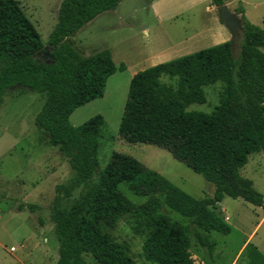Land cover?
<instances>
[{
	"label": "trees",
	"instance_id": "1",
	"mask_svg": "<svg viewBox=\"0 0 264 264\" xmlns=\"http://www.w3.org/2000/svg\"><path fill=\"white\" fill-rule=\"evenodd\" d=\"M121 1L62 0L46 60L40 34L19 2L0 0V106L15 86L45 95L35 125L72 169L70 178L55 186L50 205L59 242L58 264H85L86 253L100 264H136L129 245L103 228L115 227L126 216L134 219L136 228L147 230L144 255L152 264H195L189 228L166 207L191 219L193 237L212 264L217 242L207 233L232 230L219 206L224 197L264 209L263 194L241 172L252 153L264 151V27L250 21L239 4L234 11L242 19L244 36L237 55L226 40L131 77L119 135L167 149L212 182L213 195L199 198L123 152L114 151L101 169L98 149L104 116L95 114L79 125L70 121L77 107L104 95L109 76L118 68L109 48L85 56L71 37ZM125 67L121 63L119 69ZM165 76L176 78V83L165 81ZM218 81L223 88L214 110L187 109L191 103L206 102L204 86ZM122 186L144 200L132 201ZM17 207L32 212L41 208L23 201ZM240 257L243 264H264V253L253 242L244 246Z\"/></svg>",
	"mask_w": 264,
	"mask_h": 264
},
{
	"label": "rangeland",
	"instance_id": "2",
	"mask_svg": "<svg viewBox=\"0 0 264 264\" xmlns=\"http://www.w3.org/2000/svg\"><path fill=\"white\" fill-rule=\"evenodd\" d=\"M17 1L40 34L45 48L43 57L50 60L49 36L57 23L62 0ZM151 1L122 0L98 14L71 37L85 56L109 48L118 68L109 76L104 95L77 107L70 121L79 125L95 114L104 116L103 138L98 149L101 169L111 154L119 151L138 158L195 197L212 196L214 184L167 149L150 143H133L119 135L130 80L136 71L221 43L209 34L212 21L206 0H162L160 5L163 6L158 12L159 19L163 16L161 20L148 12L147 4ZM227 4L233 11L242 4L249 20L264 27V0H229ZM215 12L218 14L216 8ZM241 41L242 38L239 45ZM121 63L126 65L123 70L119 69ZM163 79L176 83V78L165 76ZM222 88L220 81L204 86L206 102L191 103L187 109L214 110ZM21 89V86L10 88L0 106V264H58L59 242L50 217V205L55 186L67 181L72 169L64 154L51 145L47 135L35 125V116L45 95ZM241 172L253 180L264 196V151L252 153ZM122 189L132 201L144 200L126 186ZM21 201L39 204L41 208L34 212L18 210ZM221 206L229 215L223 213L232 230L229 234L207 233L217 242L212 264H243L240 249L249 237V242L260 245L264 253V220L261 221L264 209L230 196L224 197ZM165 210L189 228L190 251L195 264H208L206 250L193 237L191 219L167 207ZM103 228L116 241L129 245L136 264H152L144 255L147 230L136 228L131 216L124 217L115 227L104 225ZM85 259V264H100L89 253L85 254Z\"/></svg>",
	"mask_w": 264,
	"mask_h": 264
},
{
	"label": "crops",
	"instance_id": "3",
	"mask_svg": "<svg viewBox=\"0 0 264 264\" xmlns=\"http://www.w3.org/2000/svg\"><path fill=\"white\" fill-rule=\"evenodd\" d=\"M162 0H153L151 1L150 3H148V12H153L154 13V16H156L158 19H159V15H158V12H159V8L162 7L163 5H160V2ZM207 1V9L209 10V13H210V17H211V21H212V25L209 26V34L211 35H214V37L216 38L217 42H224L226 40H229V36H231L229 30L225 27V25L220 21L219 19V16L218 14L215 12V8L216 6L211 4V0H206ZM229 6V5H228ZM169 11L171 9H168ZM179 13L181 11H178ZM178 12H173L174 14L178 13ZM163 17V16H161ZM160 17L159 20H161L162 18ZM145 32H147V30L145 29ZM113 55V53H112ZM157 64V63H156ZM154 65V64H153ZM137 72V71H136ZM135 72V73H136ZM134 73V74H135ZM133 74V75H134ZM220 207L221 206V202L219 203ZM223 210V213H225V215L229 216L227 213H226V209L224 208H221ZM263 209V208H262ZM264 220V213H263V217L261 218V221ZM229 222V221H227ZM258 227V226H257ZM256 227V228H257ZM251 239V237H249L242 245L241 249H240V252L242 251V249L244 248V246L247 244V242H249ZM259 249H261L260 245H258Z\"/></svg>",
	"mask_w": 264,
	"mask_h": 264
},
{
	"label": "water",
	"instance_id": "4",
	"mask_svg": "<svg viewBox=\"0 0 264 264\" xmlns=\"http://www.w3.org/2000/svg\"><path fill=\"white\" fill-rule=\"evenodd\" d=\"M220 21L225 25L231 34V47L237 55L239 39H243L244 26L240 15L231 10L227 3L216 6Z\"/></svg>",
	"mask_w": 264,
	"mask_h": 264
}]
</instances>
